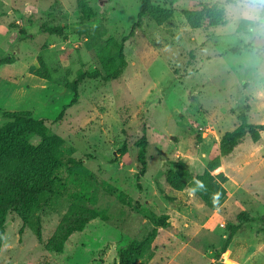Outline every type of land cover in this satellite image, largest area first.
I'll return each mask as SVG.
<instances>
[{
	"label": "rangeland",
	"instance_id": "1",
	"mask_svg": "<svg viewBox=\"0 0 264 264\" xmlns=\"http://www.w3.org/2000/svg\"><path fill=\"white\" fill-rule=\"evenodd\" d=\"M152 1L173 12L162 24L149 15L135 23L142 0H0V59L14 56L0 67V126L4 112L30 111L90 170L64 173L28 224L8 212L0 264H119L131 240L146 241L136 264H264V131L256 141L247 134L228 155L219 145L241 111L264 123V3ZM206 6L223 10L222 21L206 16L192 27L183 12ZM54 26L65 36L45 31ZM114 41L123 43L128 66L106 81L103 58ZM39 58L49 81L32 73ZM27 72L33 76L19 86ZM84 72L100 75L79 84L77 103L59 117L74 97L69 84ZM143 133L150 142L145 174L137 161ZM179 161L188 169L175 174L182 190L167 180L170 169L180 172ZM219 168L229 177L228 194L210 208L202 193ZM105 183L131 202L104 191ZM94 212L100 216L62 239L67 220ZM241 212L254 220L226 242ZM161 215L168 226L154 221Z\"/></svg>",
	"mask_w": 264,
	"mask_h": 264
},
{
	"label": "trees",
	"instance_id": "2",
	"mask_svg": "<svg viewBox=\"0 0 264 264\" xmlns=\"http://www.w3.org/2000/svg\"><path fill=\"white\" fill-rule=\"evenodd\" d=\"M83 9L92 14V10L82 1ZM172 11L162 6L154 5L152 0H142V9L138 15L136 24L141 22L143 16L149 15L159 24H162L172 16ZM184 16L189 24L198 28L202 18L208 16L213 17V24L217 25L223 19V10L219 8H202L201 10H185ZM134 25V28L136 26ZM133 28L132 31L135 29ZM63 26H54L46 28V32L65 36ZM14 56H8L0 59V67L4 64L12 63ZM40 68L32 73L39 78L51 80L52 75L47 68L43 58L38 59ZM103 66L106 75L103 77L106 81L115 80L121 77L128 66V61L124 53L123 43L114 41L106 51L103 58ZM96 73H81L70 84V90L74 94L73 99L66 104L60 112L59 117L67 107L72 106L78 101V86L85 78L98 77ZM8 118V121L0 126V241L3 238L5 230V219L8 212H15L20 219L28 224L31 217L41 206L46 205L57 192L59 186L63 183L64 173H69L81 168L84 175H89L90 170L85 166L84 159H78L65 154L62 149L64 140L56 135L51 134L48 126L43 119L35 118L30 111H7L2 114ZM240 124L233 130L227 131L221 137L220 150L223 155H228L234 151L247 134L251 135L253 140L260 138L261 131H264V123L256 124L249 121L247 112L241 111L237 114ZM40 136L39 142L36 144L29 141V135ZM150 142L143 133L138 143L137 161L140 166V173H146L147 165V148ZM123 150V149H122ZM180 172L170 169L167 174V180L176 190H182L185 182L178 178L179 174H188V169L184 167V162H174ZM215 175L210 178L203 190V200L210 208L217 207L227 196L228 190L225 183L228 181V175L221 169H216ZM175 174L178 176L176 177ZM104 191L109 194H116L120 202H131L130 197L126 198L124 192L117 190L109 183H105ZM100 216L94 212L91 216H80L75 221H66L63 225L62 239H67L69 234L83 230L89 220ZM105 220H110L108 215L104 216ZM168 215L153 216L159 226H168ZM254 220V217L241 212L238 215V223L232 226L230 236L226 242L247 221ZM111 221V220H110ZM66 230V232H65ZM41 238V232L38 231ZM226 248V247H225ZM224 248V250H225ZM146 253V241L131 240L125 243L119 250V264H136Z\"/></svg>",
	"mask_w": 264,
	"mask_h": 264
},
{
	"label": "crops",
	"instance_id": "3",
	"mask_svg": "<svg viewBox=\"0 0 264 264\" xmlns=\"http://www.w3.org/2000/svg\"><path fill=\"white\" fill-rule=\"evenodd\" d=\"M20 12H18V14H19ZM12 14H14V16L18 19L19 17H21L20 15H18L17 14V12H15L14 10H13V13ZM19 20V19H18ZM34 75V74H33ZM32 75V73H30V72H27V75H25V77H23L22 79H21V82H20V84H19V86H21L22 85V82L23 81H25L26 80V78H28L29 76H33ZM40 79H42V78H40ZM45 80V79H44ZM19 86H18V88H19ZM16 90H18L17 88L15 89V91ZM13 97H15V93L13 92L12 93V95H10V99L12 98L13 99Z\"/></svg>",
	"mask_w": 264,
	"mask_h": 264
},
{
	"label": "clouds",
	"instance_id": "4",
	"mask_svg": "<svg viewBox=\"0 0 264 264\" xmlns=\"http://www.w3.org/2000/svg\"><path fill=\"white\" fill-rule=\"evenodd\" d=\"M260 2L264 3V0H260Z\"/></svg>",
	"mask_w": 264,
	"mask_h": 264
}]
</instances>
